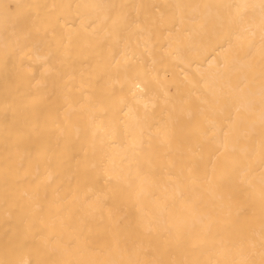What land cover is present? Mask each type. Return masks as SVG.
Here are the masks:
<instances>
[{"label":"bare ground","instance_id":"6f19581e","mask_svg":"<svg viewBox=\"0 0 264 264\" xmlns=\"http://www.w3.org/2000/svg\"><path fill=\"white\" fill-rule=\"evenodd\" d=\"M0 264H264V0H0Z\"/></svg>","mask_w":264,"mask_h":264}]
</instances>
